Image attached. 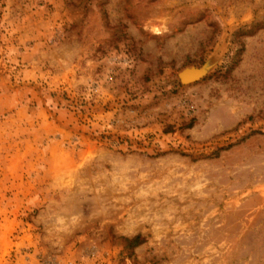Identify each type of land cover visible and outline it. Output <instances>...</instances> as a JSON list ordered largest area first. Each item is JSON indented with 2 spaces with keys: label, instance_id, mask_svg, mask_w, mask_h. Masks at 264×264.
<instances>
[{
  "label": "rangeland",
  "instance_id": "1",
  "mask_svg": "<svg viewBox=\"0 0 264 264\" xmlns=\"http://www.w3.org/2000/svg\"><path fill=\"white\" fill-rule=\"evenodd\" d=\"M0 264H264V0H0Z\"/></svg>",
  "mask_w": 264,
  "mask_h": 264
},
{
  "label": "water",
  "instance_id": "2",
  "mask_svg": "<svg viewBox=\"0 0 264 264\" xmlns=\"http://www.w3.org/2000/svg\"><path fill=\"white\" fill-rule=\"evenodd\" d=\"M201 72L202 70L199 69L186 68L182 70L180 73H178V79L181 83H184L186 81L190 82L197 79L200 76Z\"/></svg>",
  "mask_w": 264,
  "mask_h": 264
},
{
  "label": "trees",
  "instance_id": "3",
  "mask_svg": "<svg viewBox=\"0 0 264 264\" xmlns=\"http://www.w3.org/2000/svg\"><path fill=\"white\" fill-rule=\"evenodd\" d=\"M127 244L130 245V244H133V245H139L142 241L140 239L139 236H136V237H133L132 239L130 240H126Z\"/></svg>",
  "mask_w": 264,
  "mask_h": 264
}]
</instances>
